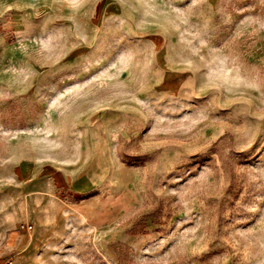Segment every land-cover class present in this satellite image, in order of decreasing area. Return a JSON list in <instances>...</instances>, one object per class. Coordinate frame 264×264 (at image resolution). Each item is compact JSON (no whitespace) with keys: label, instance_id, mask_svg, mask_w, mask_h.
Wrapping results in <instances>:
<instances>
[{"label":"rangeland","instance_id":"rangeland-1","mask_svg":"<svg viewBox=\"0 0 264 264\" xmlns=\"http://www.w3.org/2000/svg\"><path fill=\"white\" fill-rule=\"evenodd\" d=\"M264 264V0H0V259Z\"/></svg>","mask_w":264,"mask_h":264},{"label":"built area","instance_id":"built-area-1","mask_svg":"<svg viewBox=\"0 0 264 264\" xmlns=\"http://www.w3.org/2000/svg\"><path fill=\"white\" fill-rule=\"evenodd\" d=\"M0 264H14V258L13 257H6L3 259H0Z\"/></svg>","mask_w":264,"mask_h":264}]
</instances>
